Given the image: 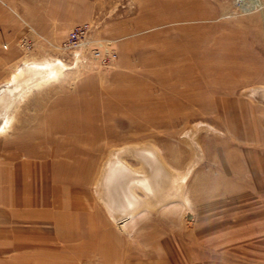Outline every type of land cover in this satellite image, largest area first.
Returning <instances> with one entry per match:
<instances>
[{
	"label": "rangeland",
	"instance_id": "rangeland-1",
	"mask_svg": "<svg viewBox=\"0 0 264 264\" xmlns=\"http://www.w3.org/2000/svg\"><path fill=\"white\" fill-rule=\"evenodd\" d=\"M253 1L0 0V264H264ZM81 21L87 42L57 47ZM96 42L114 53L104 64L84 50ZM46 60L56 76L23 89ZM149 150L165 183L127 188L138 204L116 225L104 167L145 174Z\"/></svg>",
	"mask_w": 264,
	"mask_h": 264
},
{
	"label": "bare ground",
	"instance_id": "bare-ground-1",
	"mask_svg": "<svg viewBox=\"0 0 264 264\" xmlns=\"http://www.w3.org/2000/svg\"><path fill=\"white\" fill-rule=\"evenodd\" d=\"M253 2H254L253 0H250L249 3L243 4L244 9H248L252 7ZM54 64H56V61H52V60L51 61L46 60L40 63H36L37 69L40 66H42L44 68L46 67V70L43 69L44 71L41 72L37 70V75L26 81V83L22 86L24 87L23 89L25 88L28 89L30 87H37L41 83L48 80L50 81V79L54 78L57 74V69L55 68L56 66ZM146 159L147 161H149L150 165L147 173L145 174L135 173L134 171H136V169L133 168L137 166L130 165L132 171L127 169L126 164L123 163L124 160H122L123 162H120L119 158L117 159L111 157V159L106 163L103 171V187L106 196L105 198V202L107 204L106 209L109 212V214H111V217L115 218L116 213L118 214L120 210L123 211L126 208H127L126 210H130L138 204L137 203L138 201L135 197L132 198L127 195L126 193L127 188L135 190L137 186H141V187H145L147 190H149L154 194H156L159 190L162 189V186L165 183V178L167 176V170L165 169V167H163V165L159 161H157L152 151L149 150L147 152ZM15 176L17 177V175ZM34 179H36L35 176ZM129 207L131 208L129 209ZM121 218L122 217H119L117 219L115 218L116 220L114 219L116 225H120Z\"/></svg>",
	"mask_w": 264,
	"mask_h": 264
},
{
	"label": "built area",
	"instance_id": "built-area-1",
	"mask_svg": "<svg viewBox=\"0 0 264 264\" xmlns=\"http://www.w3.org/2000/svg\"><path fill=\"white\" fill-rule=\"evenodd\" d=\"M89 23L87 21H81L72 25L66 32L64 38H62L56 46L61 49H68L79 44H82L85 39L84 35L88 29ZM83 36V37H82ZM87 42V40L85 41ZM84 50L92 56L98 63H105L114 55L113 51L110 50L102 42L91 43L84 46Z\"/></svg>",
	"mask_w": 264,
	"mask_h": 264
},
{
	"label": "crops",
	"instance_id": "crops-1",
	"mask_svg": "<svg viewBox=\"0 0 264 264\" xmlns=\"http://www.w3.org/2000/svg\"><path fill=\"white\" fill-rule=\"evenodd\" d=\"M99 233H100V231H99ZM100 237H102V234L101 233H100L99 238ZM31 242L32 241L28 240V238H27L26 240H23V239L22 240H14V241H11L9 244H12L13 246H15L14 249H19V248H23V246H25L26 244L31 243ZM37 242H39V241H37ZM41 242H44V241H41ZM35 264H37V263L35 262Z\"/></svg>",
	"mask_w": 264,
	"mask_h": 264
}]
</instances>
